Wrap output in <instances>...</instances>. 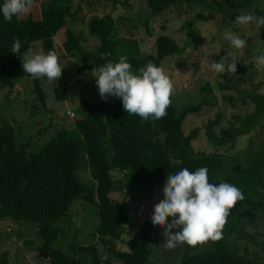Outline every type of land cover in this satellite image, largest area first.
I'll list each match as a JSON object with an SVG mask.
<instances>
[{
    "label": "trees",
    "instance_id": "16d2710c",
    "mask_svg": "<svg viewBox=\"0 0 264 264\" xmlns=\"http://www.w3.org/2000/svg\"><path fill=\"white\" fill-rule=\"evenodd\" d=\"M74 1L88 0H48L39 17L28 13L23 18L14 15L7 21L0 13L1 87L14 86V75L22 69L23 53L28 48L33 49L36 43L39 42L46 53L53 50L60 54L55 36L63 29V53L75 60L78 76L97 71L109 60L118 62L121 56L127 57L134 73L149 61L163 68L164 59L185 50L175 38L163 33L157 37L154 52L142 51L139 39L122 34L111 12L96 13L89 19V33L99 40L97 45L89 48L85 44L88 38L69 25L79 11L73 7ZM146 2L152 16L184 2L201 7V14L206 11L228 18L238 12L252 11L256 17L264 16V0ZM146 25L149 34L153 35L148 20ZM190 25L192 29L193 23ZM14 39L21 42L18 55L12 52ZM190 39L187 43L193 42ZM246 51H249L248 47ZM221 75L223 80L218 85L224 91V101L235 107L250 100L255 108L244 115L235 114L227 126L217 131L215 128L223 119V113L218 111L206 125L207 141L215 148L234 147L240 136L250 134L257 127L264 131V92H260V84L251 82L250 88H244L241 82L245 79L235 78L236 73L225 71ZM34 79L39 96L46 104L39 78ZM201 89L205 93L197 104L181 105L174 92L167 115L159 120L129 115L118 97L109 96L105 101L81 94L74 125L57 129L37 149L19 141L15 125L8 119L1 120L3 112L0 108V220L33 223L50 264H85L86 261L89 264H149L155 250L151 244L156 227L151 223L152 214L144 217L142 207L129 210L125 202L112 193L118 192L123 199L126 195L133 199H152L156 187L166 183L168 175L183 168L195 171L206 167L210 183H230L242 191L244 199L230 210L222 239L209 240L195 247L182 245L179 262L175 264H264L259 255L243 254L235 241L264 248V241H259L249 229L264 215V148L233 154L196 150L193 142L200 134V127L186 132L185 122L188 116L200 114L204 107L217 104L214 88L209 83ZM232 89L236 90L235 94L227 93ZM54 92L57 100L66 101L68 82L60 81ZM85 168L89 170V181L81 176ZM76 199L91 203L97 209L96 233L104 244V259L94 243H72L70 251L56 246L61 238L60 224L66 220ZM119 227L132 233L126 241L128 250L118 249L114 242L122 238L123 230ZM0 264H12L7 250L0 249Z\"/></svg>",
    "mask_w": 264,
    "mask_h": 264
},
{
    "label": "rangeland",
    "instance_id": "374dc122",
    "mask_svg": "<svg viewBox=\"0 0 264 264\" xmlns=\"http://www.w3.org/2000/svg\"><path fill=\"white\" fill-rule=\"evenodd\" d=\"M48 0H33V5L29 13L39 17L40 10ZM74 9L79 11L75 20L70 22V27L83 33L88 40L85 44L91 48L99 43L98 38L91 36L88 30V21L94 14L111 12L122 31V34L132 36L140 41L142 51L154 52L156 40L160 34H168L176 39L178 44L185 50L182 53L173 54L163 60L162 66L165 73L171 79L174 92L179 96L181 105L194 103L202 100L204 91L201 89L206 83L214 88V95L217 104L204 107L200 114L188 116L185 122V130L188 132L194 127H200V134L193 142L196 150L207 152L219 151L233 154L236 151L258 150L264 148V131L257 127L250 134L240 136L234 147L215 148L207 141L206 125L213 119L218 111L223 113L220 127H225L233 120L235 114H246L252 112L255 104L248 101L246 104L238 103L235 107L228 101H224L223 93L218 83L223 80L221 73L211 70L213 60L219 61L222 57L230 53V59L237 61L238 68L235 78L242 77L241 86L250 88L251 82L259 83L260 92H264V66H258L256 57L264 53V26L238 24L235 19L238 13L224 17L220 14H212L204 11L201 14V7L189 5L187 3H176L163 10L160 14L152 16L149 14V6L146 0H88L84 2L74 1ZM251 12L252 11H247ZM21 14L20 17H26ZM153 27V35L149 34L146 21ZM193 23L192 29L189 26ZM225 23H227L225 25ZM162 26H165L163 28ZM231 32L239 35L246 41V47L239 50L233 48L225 38L224 33ZM65 29L56 36L55 41L59 48V64L62 68V76L57 81H49L46 77L39 78V84L44 91L46 98L43 104L35 79L24 73L23 69L18 70L14 75L15 84L13 87L0 86V108L1 120H9L17 129L19 141L31 145V149L40 148L57 129L64 126L74 125V115L69 114L71 110L75 114L79 96H89L93 100L100 97L96 85V71L85 73L82 76L76 74L78 65L75 60L63 53L62 43ZM193 34V37L190 36ZM192 38L193 42L187 43ZM250 39V40H249ZM34 51H43L41 44L36 43ZM46 53V52H45ZM60 81L68 82V96L66 101H59L55 98L54 87ZM238 86V85H237ZM227 93L235 94L236 90H229ZM69 115V116H68ZM117 175L116 172H114ZM84 180L91 179L88 168L81 172ZM166 183L156 187L152 199H133L131 195H126L123 199L118 192L112 196L122 199L129 210L138 207L144 209V217L153 214L154 205L163 199V187ZM66 220L60 224L61 238L57 243L58 248L70 251V245L75 244H96L100 253L105 258L104 244L98 239L96 227L99 222L97 209L91 203L82 199H76L70 211L65 216ZM171 222L172 217H168ZM122 238L115 239L118 249L128 250L126 241L132 236L130 231L124 227ZM255 233L259 241H264V215L256 220L253 227H249ZM163 227L156 226L152 232V260L149 264H175L179 262L182 246L175 250L165 251L161 247ZM178 231V229H173ZM96 233V234H95ZM96 235V236H95ZM234 239V238H233ZM241 247V252L247 256L259 255L264 262V248L246 241H237ZM0 249L7 250L12 264H50L48 258L43 256L42 240L36 234L35 225L25 221L0 220ZM89 264V262H85Z\"/></svg>",
    "mask_w": 264,
    "mask_h": 264
},
{
    "label": "clouds",
    "instance_id": "9594fccd",
    "mask_svg": "<svg viewBox=\"0 0 264 264\" xmlns=\"http://www.w3.org/2000/svg\"><path fill=\"white\" fill-rule=\"evenodd\" d=\"M33 0H3L0 13L7 21L12 17L31 11ZM235 21L241 25L264 26V16L256 17L251 12L238 13ZM230 45L239 50L246 47V41L231 32L224 33ZM21 42L14 39L12 52L19 54ZM227 53L219 61L213 60L211 70L215 73H236L237 61ZM22 69L33 78L46 77L57 81L62 76V68L55 51H34L28 48L22 56ZM258 66H264V53L256 57ZM101 99L109 96L122 101L123 110L129 115H137L144 120L162 119L171 104L174 86L165 70L149 61L138 72L132 71L127 57H119L118 62L109 60L93 74ZM208 168L195 171L183 168L168 175L163 187V199L154 205L150 217L153 226L163 227V250H175L187 244L195 247L209 240L215 242L223 238L222 230L227 223L230 210L244 199L242 191L227 182H209ZM168 217H172L168 222ZM178 229V231H173Z\"/></svg>",
    "mask_w": 264,
    "mask_h": 264
},
{
    "label": "water",
    "instance_id": "95a60500",
    "mask_svg": "<svg viewBox=\"0 0 264 264\" xmlns=\"http://www.w3.org/2000/svg\"><path fill=\"white\" fill-rule=\"evenodd\" d=\"M43 254V256H45L46 258H48V254H46V253H42Z\"/></svg>",
    "mask_w": 264,
    "mask_h": 264
},
{
    "label": "built area",
    "instance_id": "2783aa9c",
    "mask_svg": "<svg viewBox=\"0 0 264 264\" xmlns=\"http://www.w3.org/2000/svg\"><path fill=\"white\" fill-rule=\"evenodd\" d=\"M68 113H69V114H72V115H74V113H72V111H71V110H68Z\"/></svg>",
    "mask_w": 264,
    "mask_h": 264
}]
</instances>
